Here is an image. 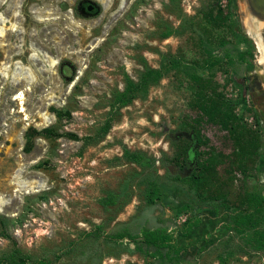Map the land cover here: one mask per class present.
<instances>
[{
  "label": "rangeland",
  "instance_id": "374dc122",
  "mask_svg": "<svg viewBox=\"0 0 264 264\" xmlns=\"http://www.w3.org/2000/svg\"><path fill=\"white\" fill-rule=\"evenodd\" d=\"M87 1L98 11L86 10ZM236 1L242 28L244 11L264 19L263 0ZM206 3L0 0V256L18 249L37 261L30 264H264L263 251L219 259L228 211L215 198L224 193L237 203L264 184V60L257 45L251 66L237 64L216 78L229 80L227 96L260 146L244 170L228 159L218 164L200 198L177 177L195 173L210 152L231 154L233 144L218 125L195 120L193 96L175 69L129 104L113 105L125 74L136 80L145 65L157 68L171 55L180 63L203 56L193 32H200L198 9ZM167 29L174 31L165 37ZM212 47L233 58L243 48ZM30 129L36 133L29 143ZM178 131L200 137L191 166L190 141ZM125 150L144 158L127 161ZM150 180L161 187L152 203ZM102 198L114 202L103 205ZM193 216L199 226L181 235ZM155 228L174 231L182 248L175 260L140 241L142 229ZM120 232L135 239L108 238Z\"/></svg>",
  "mask_w": 264,
  "mask_h": 264
},
{
  "label": "trees",
  "instance_id": "16d2710c",
  "mask_svg": "<svg viewBox=\"0 0 264 264\" xmlns=\"http://www.w3.org/2000/svg\"><path fill=\"white\" fill-rule=\"evenodd\" d=\"M198 12L200 32L193 33L199 38L203 56L192 58L193 62L180 63L172 61L174 58L170 60L171 57H174L171 55L166 60H162L157 68L145 65L136 80L125 74L124 87L115 93L113 105L122 107L129 104L137 96L144 95L148 87L157 83L165 72L172 68L175 69V76L179 80L187 82L188 89L193 96L192 104L198 111V117L195 120H205L218 125L228 133L233 144L231 154L210 152L204 159L199 160L195 173L177 177L178 180L193 189L200 198L203 190L205 189L206 192L207 188L215 181L218 164L224 163L228 159L231 165H236L237 168L244 170L258 150L260 140L257 131L249 129L240 114L237 113V100L227 96L226 89L229 80L221 83L216 78L218 72L233 74L237 64L244 66L253 64L255 42L241 26L237 1L207 0V3L203 4ZM173 31L167 29L163 35L167 37ZM215 43L225 49L231 43L240 44L243 48H240L236 58H233L228 53L220 55L216 52L212 47ZM109 126L110 121H107L103 133L108 130ZM33 133H36V130L30 129L27 134L29 143ZM194 133L197 142L200 143L198 133ZM123 158L130 162L140 163L144 155L140 152L125 150ZM147 183L149 188L147 199L152 203L154 199L161 196V187L156 180H150ZM215 198L221 200L220 206L225 207L228 211L227 220L223 226L228 232L226 238L219 244L223 250L219 254V259L226 261L237 253L246 255L251 251L264 252V184L246 192L237 203H232L224 193H218ZM113 202L112 198L101 199L103 205ZM217 209L214 207L213 211H217ZM199 224L200 219L193 216L180 226L179 232L183 236H188ZM173 233L174 231L167 232L161 228L142 229L140 241L156 248L167 249L169 259L175 260L182 248L176 244ZM124 237L132 241L135 239L127 232L108 236L113 240ZM236 237H239L240 240L238 241ZM57 258L60 256L57 255ZM30 261L37 263L36 260H31L30 255L22 254L18 249H14L9 256H0V264H30ZM41 263L44 264V262Z\"/></svg>",
  "mask_w": 264,
  "mask_h": 264
},
{
  "label": "bare ground",
  "instance_id": "6f19581e",
  "mask_svg": "<svg viewBox=\"0 0 264 264\" xmlns=\"http://www.w3.org/2000/svg\"><path fill=\"white\" fill-rule=\"evenodd\" d=\"M264 1V0H263ZM264 26V19L257 18L256 16L249 15L248 11H244L243 15V29L244 32L253 39L255 45L260 52L259 57L264 60V37L260 34L261 27ZM257 60V59H256ZM261 60H257L258 66ZM264 65V64H263Z\"/></svg>",
  "mask_w": 264,
  "mask_h": 264
},
{
  "label": "water",
  "instance_id": "95a60500",
  "mask_svg": "<svg viewBox=\"0 0 264 264\" xmlns=\"http://www.w3.org/2000/svg\"><path fill=\"white\" fill-rule=\"evenodd\" d=\"M84 8L86 10H89L90 12H97L98 8L96 7V5L93 2H84ZM177 137H185L186 139H188L190 141V146L187 149V158L186 160L189 162L190 166L193 165V162L195 160V149L197 147V138L194 132L190 131H178L176 133Z\"/></svg>",
  "mask_w": 264,
  "mask_h": 264
}]
</instances>
